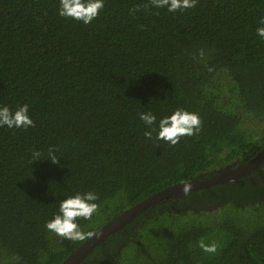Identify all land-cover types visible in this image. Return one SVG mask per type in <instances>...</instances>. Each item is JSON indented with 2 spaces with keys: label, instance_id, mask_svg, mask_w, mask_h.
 I'll return each mask as SVG.
<instances>
[{
  "label": "trees",
  "instance_id": "1",
  "mask_svg": "<svg viewBox=\"0 0 264 264\" xmlns=\"http://www.w3.org/2000/svg\"><path fill=\"white\" fill-rule=\"evenodd\" d=\"M57 8L0 0V105L27 104L33 120L0 127V264H59L91 236L44 227L68 195L98 194L97 212L77 221L93 234L164 188L245 163L264 140V0H196L175 13L104 0L87 25ZM176 108L199 116V132L176 145L145 138L139 112ZM201 238L217 242L215 255ZM83 264H264L263 183L245 176L156 204Z\"/></svg>",
  "mask_w": 264,
  "mask_h": 264
},
{
  "label": "clouds",
  "instance_id": "2",
  "mask_svg": "<svg viewBox=\"0 0 264 264\" xmlns=\"http://www.w3.org/2000/svg\"><path fill=\"white\" fill-rule=\"evenodd\" d=\"M196 0H152V6L157 9H166L170 13L183 11L195 7ZM104 8V0H58V15L64 18H71L85 25L91 23ZM256 35L264 40V15L257 21L255 29ZM138 119L145 126L144 136L153 139L155 133L156 140H163L170 145H176L182 136H192L200 130V118L194 113L183 108H176L170 114L164 115L159 119L152 111H142L138 113ZM9 129H26L33 126V120L29 116V105L23 104L11 109L7 105H0V127ZM47 157L56 163L57 155L54 149H49ZM32 160L41 159L39 151H33ZM190 185H186L182 190L187 193ZM98 194L88 190L77 191L61 200L58 210L53 213L51 219L45 222L44 227L52 234L68 240H83L86 235L78 218L89 220L98 209ZM197 246L203 254L215 255L218 251V244L212 240L206 242L203 238L198 241ZM11 261L18 260L13 255Z\"/></svg>",
  "mask_w": 264,
  "mask_h": 264
},
{
  "label": "water",
  "instance_id": "3",
  "mask_svg": "<svg viewBox=\"0 0 264 264\" xmlns=\"http://www.w3.org/2000/svg\"><path fill=\"white\" fill-rule=\"evenodd\" d=\"M263 162L264 149L259 151L247 162L233 169L226 170L223 173L212 175L210 177H201L200 179L196 177L192 180L180 182L164 188L117 214L96 230L59 264H83L86 258L96 247L114 235L117 231L121 230L126 224L133 221L135 217L144 210L154 207L156 204L168 199H177L183 194H187L189 192L206 189L214 185L231 184L237 179L249 176ZM186 185H190L187 193L182 190V188Z\"/></svg>",
  "mask_w": 264,
  "mask_h": 264
},
{
  "label": "flooded vegetation",
  "instance_id": "4",
  "mask_svg": "<svg viewBox=\"0 0 264 264\" xmlns=\"http://www.w3.org/2000/svg\"><path fill=\"white\" fill-rule=\"evenodd\" d=\"M262 149H264V140H262L258 145H255V146H254L253 151H251L252 153L250 152V154H254V155H253L252 157H250L248 160H250L251 158H253V157H254L259 151H261ZM241 157H244V154H242ZM237 160H238V159H237ZM248 160H247V161H248ZM238 161H239V160H238ZM247 161H246V162H247ZM233 163H234V162H230V163L224 164V165H222V166H218V165H216V167L209 169V172H208V174H210L209 177L212 176V175H216V174L223 173V172L226 171V170L233 169V168H235V167H237V166L243 164V163H241V164H238V165H234ZM201 177H207V176H205V175H203V174H199V179H200ZM247 177L250 178L251 183H252L253 185H254L255 182H257L258 179H260V180L262 181V183H263V186H264V162H263L258 168H256V169H255V170H254L249 176H247ZM203 190H204V189H203ZM193 192H194V191H193ZM182 196H185V194H183ZM202 200H203V201H206V198L203 197ZM207 205H208V204H207ZM208 208L212 210L213 207H212V206H208Z\"/></svg>",
  "mask_w": 264,
  "mask_h": 264
},
{
  "label": "rangeland",
  "instance_id": "5",
  "mask_svg": "<svg viewBox=\"0 0 264 264\" xmlns=\"http://www.w3.org/2000/svg\"><path fill=\"white\" fill-rule=\"evenodd\" d=\"M246 125H248V126H249V124H246ZM259 137H260V135H258V136H257V138H259Z\"/></svg>",
  "mask_w": 264,
  "mask_h": 264
}]
</instances>
